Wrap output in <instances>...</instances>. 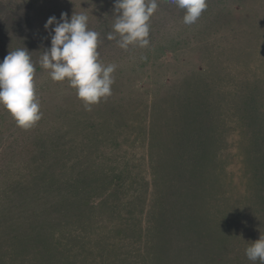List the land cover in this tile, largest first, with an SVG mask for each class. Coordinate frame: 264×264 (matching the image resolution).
I'll return each instance as SVG.
<instances>
[{"label":"rangeland","instance_id":"374dc122","mask_svg":"<svg viewBox=\"0 0 264 264\" xmlns=\"http://www.w3.org/2000/svg\"><path fill=\"white\" fill-rule=\"evenodd\" d=\"M114 2L0 0V62L27 48L42 113L25 130L0 108V248L24 242L16 235L30 220L34 242L48 218L77 219L46 235L50 249L33 243L0 264H253L245 249L264 238V0H206L192 25L157 0L149 45L127 51L107 39ZM61 13L87 14L99 62L116 66L111 95L90 111L39 64L52 34L45 22ZM170 122H185L189 139L179 150L185 173L168 179ZM88 179L108 187L68 188ZM179 218L183 227L170 225ZM161 235L171 241L159 250Z\"/></svg>","mask_w":264,"mask_h":264},{"label":"clouds","instance_id":"9594fccd","mask_svg":"<svg viewBox=\"0 0 264 264\" xmlns=\"http://www.w3.org/2000/svg\"><path fill=\"white\" fill-rule=\"evenodd\" d=\"M184 11L183 23L194 24L207 8L206 0H169ZM158 8L157 0H115L114 22L108 40H116L119 48H145L150 41L149 20ZM88 15L61 13L59 20L51 16L45 22L51 27L50 47L42 52L39 64L54 82L68 81L76 90L85 110L111 95L114 64L105 66L98 60L99 33L88 28ZM145 59V57H141ZM35 67L30 52L22 47L9 52L0 62V108L7 111L16 125L30 129L41 118L39 100L34 88ZM246 257L264 264V238L245 249Z\"/></svg>","mask_w":264,"mask_h":264},{"label":"trees","instance_id":"16d2710c","mask_svg":"<svg viewBox=\"0 0 264 264\" xmlns=\"http://www.w3.org/2000/svg\"><path fill=\"white\" fill-rule=\"evenodd\" d=\"M178 123L176 125L173 124L172 122H170L169 124H167L166 128L163 129V132L165 134H167V136H166V138L164 137L163 140L161 139V142L162 143L164 142L163 143L164 144L163 151L166 152L163 155L164 156L163 158L164 159H168L169 160V164H170L169 165L166 162L165 164L162 165V170L165 171L166 173H168V175H167L168 176L167 177L168 179H170V176L175 175L176 173H179V174L185 173L184 172L185 171L184 170V168H185L184 166L185 165H183V164L185 163L186 160L179 155V150H184L185 149V145H186L189 137L187 136V131H188L186 129L187 128L186 127L187 124L185 122H183V123L182 122H178ZM171 136H172V138H171ZM260 136L261 135H259V138H260ZM263 137L264 136H262L261 139L264 140ZM169 138H171V139L168 140ZM205 138L211 140V138L209 137V135L206 136ZM256 140L257 139L255 138V141ZM204 141H206V140H204ZM209 142H211V141H209ZM258 144H259L258 142H255L254 144L251 145V147H253L254 145L257 146ZM171 146H172V149L168 148V147H171ZM178 161H181L180 167H178V166L176 167L175 166V162H178ZM170 171H172V174L170 173ZM191 172H192L191 169H189L187 171V173H186V177H187V174H189V173L191 174ZM179 174L177 176H180ZM82 177L85 179L86 178V175H83ZM182 179H185V178H182ZM93 183H95V182L88 179V181L86 183L85 182L83 183L84 185L78 186V185L74 184V186L72 187V185L70 184L68 186V188H70V189L73 188V190H72V193L73 194H75V192H78V194H79V191H83L84 194H87V193H90L89 187L91 188L92 191H96L97 190L99 192H102L103 190H105L108 187V186L106 187V184H103V183L102 184H96L95 187L89 186V185H92ZM70 189H69V191H70ZM76 189H79V191H77ZM84 194H80V195H78V197L80 199H84L85 197H87ZM79 201H81V200H79ZM83 201L84 200H82L81 202H83ZM62 203L63 202L60 201L59 203H56V205H60ZM72 205L73 204H70L69 206H66V209L72 211V208H71ZM76 208H78V210H80V207L77 206V207H75V209ZM57 209H58V207H57ZM70 217H65L64 219H60V217H58V218H48L47 226L44 227L43 229H41L42 228L41 225L37 224V225H39V228H37L35 230V233L38 235V238L34 242L32 241L34 238L30 237L29 236V233H30V229H32L31 226L34 224V222L36 220H30L29 221V224L32 223L31 225H29L30 229L23 228L22 230H20V231L17 232V235L18 234L19 235L18 236L16 235L17 238L20 237V239L23 238V239H26V240L24 242L18 241L19 243L16 244V243H12L13 238L10 239L9 242H8V245L6 247L0 248V258H3L4 257L3 256L4 254H8V256L12 254L13 255V258H14V256H17V254H20V253L23 254L25 252V251L21 252V250H29V249L30 250H33V243H37V242L42 243V241H43L44 242V245L42 246V248H45L47 246V243H46L47 242L46 235H48L50 233H53L54 229L60 224L59 221H63V222H66L67 221L66 223H68V225L70 224L72 227L75 226V220L77 221V219L72 218V217L70 218ZM170 220H172V219H170ZM196 223L200 226V221L199 220ZM170 225H175L176 227H180L181 228L184 225V220L181 219V218H179V219H177V222L176 223H174V221L170 222ZM44 229H48V233L47 234H44L45 233ZM192 236L195 239H197V236L194 234V235H191V236L186 237L185 240H190V238L193 239ZM51 238H52V235H51ZM177 238H179V237H176V239ZM176 239H173V240L175 242H180L179 240H176ZM157 240H158V243L157 244L159 245L158 246V249L159 250L162 249L163 246H166L167 243L171 241L170 238H168V237H166L164 235L159 236L157 238ZM185 240H183V241H185ZM49 242H50V238L48 236V243ZM196 243L198 244V241ZM18 244H20L21 247H17ZM174 245H175V243L173 244V246ZM47 247L50 249L51 246H47ZM18 250H19L20 253H18ZM56 250H58V248L54 247L53 248V254L56 253ZM46 254H47V252H46ZM49 257H51V255H49ZM165 261H163V262H165Z\"/></svg>","mask_w":264,"mask_h":264}]
</instances>
